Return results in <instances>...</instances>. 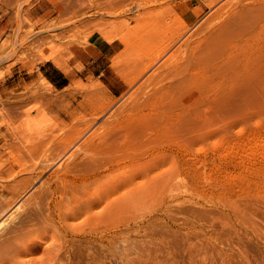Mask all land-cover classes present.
<instances>
[{
    "label": "rangeland",
    "instance_id": "374dc122",
    "mask_svg": "<svg viewBox=\"0 0 264 264\" xmlns=\"http://www.w3.org/2000/svg\"><path fill=\"white\" fill-rule=\"evenodd\" d=\"M227 1L0 0V264H264V0ZM94 35L123 47L121 94L36 73L67 70ZM146 105L178 119L156 163L176 151L177 188L146 191L145 221L116 223L111 240L75 206L53 217L46 179Z\"/></svg>",
    "mask_w": 264,
    "mask_h": 264
},
{
    "label": "bare ground",
    "instance_id": "6f19581e",
    "mask_svg": "<svg viewBox=\"0 0 264 264\" xmlns=\"http://www.w3.org/2000/svg\"><path fill=\"white\" fill-rule=\"evenodd\" d=\"M229 1L230 0L227 2ZM246 16L249 17V15ZM246 16L243 18L247 20L248 18ZM243 20L242 23H246V20ZM235 30L233 33L234 35H236ZM226 34L227 33H225V35ZM208 35L210 36V34ZM194 55H198V53ZM199 55L201 56V54ZM150 107L151 106L146 105L145 111L143 110L144 107H142L143 111L126 115V117L123 118L124 120L120 119L119 121H114V124L112 123L105 129L92 131L78 146H76L77 148L69 154L70 157L72 156L70 161L64 164L62 163L59 168L55 169L52 176L46 179V190L50 195L48 210L53 217H57V220L62 219L63 216L60 213L62 207L75 206L79 211L76 210L74 213L79 212L82 215L85 213L87 214L86 216L90 217L87 222L94 220L98 225L103 223L106 224L103 231L107 232L111 240L114 236L113 233L116 223L129 225L131 221L137 223H143L145 221L146 191H165L166 188H171L170 190H173L172 188L174 187V189L177 188L176 178L178 179L179 166L177 162L179 161V156L175 153L176 151L168 152L169 154L163 152V154L169 155L171 158L170 163V159H167L168 157L164 159V161L167 159L168 162H166L170 164V166L168 165L169 168L167 167L168 169H166V166L164 169L162 165L161 169L160 165L158 166L156 163L160 161L161 163L163 162L164 157H162V159L160 158L162 156V151L164 149L167 151L165 145L171 141H175L174 132L178 131V127L174 129V126L176 127L175 122L178 119L174 113L172 116L176 118L174 119L175 122L173 121V123L171 121L172 124H170L172 127L168 122L167 124L170 126L166 128L167 124H161L163 120L161 121L158 118L161 123L157 122L158 120L156 121L157 110L154 111L155 109L153 110ZM163 116L162 114V117ZM173 117L170 115L169 118L173 119ZM162 119H165V116ZM153 120H155L156 123ZM166 120L169 121L165 119L164 122H167ZM168 127L176 131L172 130L170 132ZM166 135H168V137H165ZM173 142H171L172 145L174 144ZM172 148L174 147L172 146ZM65 149H67V147ZM65 149L62 147V151L59 150V154L57 153L59 157L64 156L66 153ZM159 153H161L160 157L156 158L159 156ZM54 158L55 157H53L52 160ZM43 183L41 182V184ZM41 186L43 187V185ZM46 190L41 195V200L47 198L48 193L45 194ZM117 191H119V193H117ZM44 195L47 196L45 197ZM97 208H100V210L98 209V211H96ZM124 227L125 225H123V228ZM99 230L98 226V228H95V231L91 232L95 234L97 232L100 233L101 231ZM82 233L83 232H81V235ZM87 234L89 235V233ZM100 235H102V233ZM103 235H105V233ZM93 237H95V235Z\"/></svg>",
    "mask_w": 264,
    "mask_h": 264
},
{
    "label": "crops",
    "instance_id": "0c3cea01",
    "mask_svg": "<svg viewBox=\"0 0 264 264\" xmlns=\"http://www.w3.org/2000/svg\"><path fill=\"white\" fill-rule=\"evenodd\" d=\"M34 8L37 11L43 9L40 3ZM4 29L5 27H0V34ZM122 48L117 40L106 41L94 35L90 46L83 50L78 49L76 62L68 65L67 70L55 65L52 61H45L38 65L36 73L43 76L56 89L65 88L75 79L86 82L97 78L109 92L119 95L126 88L125 82L113 67L111 58L119 54Z\"/></svg>",
    "mask_w": 264,
    "mask_h": 264
}]
</instances>
